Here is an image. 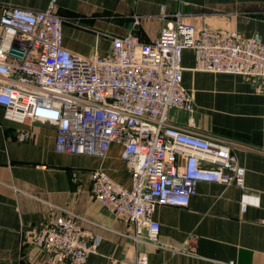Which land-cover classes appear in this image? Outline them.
Wrapping results in <instances>:
<instances>
[{"label":"crops","instance_id":"1","mask_svg":"<svg viewBox=\"0 0 264 264\" xmlns=\"http://www.w3.org/2000/svg\"><path fill=\"white\" fill-rule=\"evenodd\" d=\"M48 0H0L4 7L41 10ZM64 45L83 56L107 55L111 35L135 33L153 42L163 27L182 21L197 29L227 31L264 43V0H59ZM138 18V22H137ZM192 49L183 51V85L192 110L172 108V124L230 141L245 168L244 189L199 182L188 206L159 205L157 242L144 228L120 219L92 192V172L106 171L130 188L123 148L111 143L106 155L56 149L51 121L20 123L0 107V264H70L53 261L33 242L35 231L75 216L96 243L87 264H264V83L242 74L195 69ZM26 133L25 139L21 138ZM245 204V209L243 205Z\"/></svg>","mask_w":264,"mask_h":264},{"label":"built area","instance_id":"2","mask_svg":"<svg viewBox=\"0 0 264 264\" xmlns=\"http://www.w3.org/2000/svg\"><path fill=\"white\" fill-rule=\"evenodd\" d=\"M58 3L48 0L41 10L3 8L0 107L5 117L20 123L53 122L59 152L104 156L111 143H119L131 187L97 169L91 192L120 219L134 224L137 237L146 228L152 242L160 232L153 219L157 206H188L199 182L244 189L245 168L237 163L230 141L176 126L169 112L193 107L183 85L185 49L194 51L196 70L242 74L264 83V43L197 29L179 13L153 42L134 33L111 35L107 55L88 57L64 45ZM93 238L75 216H64L44 223L33 242L53 261L87 264L96 248ZM126 264H148V258L140 253Z\"/></svg>","mask_w":264,"mask_h":264},{"label":"rangeland","instance_id":"3","mask_svg":"<svg viewBox=\"0 0 264 264\" xmlns=\"http://www.w3.org/2000/svg\"><path fill=\"white\" fill-rule=\"evenodd\" d=\"M41 121H42V120H41ZM141 254H145V253H141ZM145 255H146V254H145ZM136 259H137V257H136ZM136 259H135V260H136ZM87 261H88V260H87Z\"/></svg>","mask_w":264,"mask_h":264},{"label":"bare ground","instance_id":"4","mask_svg":"<svg viewBox=\"0 0 264 264\" xmlns=\"http://www.w3.org/2000/svg\"><path fill=\"white\" fill-rule=\"evenodd\" d=\"M57 139V138H56Z\"/></svg>","mask_w":264,"mask_h":264},{"label":"water","instance_id":"5","mask_svg":"<svg viewBox=\"0 0 264 264\" xmlns=\"http://www.w3.org/2000/svg\"><path fill=\"white\" fill-rule=\"evenodd\" d=\"M135 34V33H134Z\"/></svg>","mask_w":264,"mask_h":264}]
</instances>
